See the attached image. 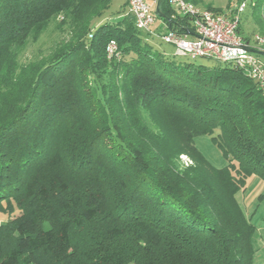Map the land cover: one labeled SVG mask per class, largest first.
<instances>
[{
  "label": "trees",
  "instance_id": "1",
  "mask_svg": "<svg viewBox=\"0 0 264 264\" xmlns=\"http://www.w3.org/2000/svg\"><path fill=\"white\" fill-rule=\"evenodd\" d=\"M243 1L264 37V0ZM111 2L0 0V264H251L234 195L264 179V92L229 63H174L128 11L103 22ZM159 12L162 34L193 32L166 0ZM58 14L69 41L19 67ZM215 131L226 169L194 146Z\"/></svg>",
  "mask_w": 264,
  "mask_h": 264
},
{
  "label": "rangeland",
  "instance_id": "2",
  "mask_svg": "<svg viewBox=\"0 0 264 264\" xmlns=\"http://www.w3.org/2000/svg\"><path fill=\"white\" fill-rule=\"evenodd\" d=\"M109 8L104 12L102 21L109 22L120 16L121 12H127V7L124 8V0H111ZM199 8L205 9L208 6L211 9H219L224 13H230L233 8L238 6V0H200ZM251 11L247 9V5L243 8L241 15V31L244 37L253 38L260 36L259 28L253 21ZM62 14L55 15L51 18L44 31L34 37L30 36L26 43L18 51L16 55L17 64L19 67L24 68L47 59L55 50L62 47L72 36L71 29H68V23L63 24ZM161 24V23H160ZM157 21L151 33L142 34L144 40L152 46L156 52L165 53L174 63H195L197 65L211 66L214 62L199 58L192 60L189 58L175 56L174 48L164 43L160 38L164 32L162 26ZM160 28V29H159ZM159 29V30H158ZM254 45L251 44V48ZM118 52V51H117ZM116 52V53H117ZM233 55V52H229ZM119 57V53H118ZM258 60L264 64V57L259 56ZM218 132L215 131L213 135H199L193 140L195 148L215 169H226L229 166V160L221 153V150L213 143L212 137H217ZM178 166L180 168L192 166L191 160L182 155L178 158ZM235 173L233 172V175ZM236 205H238L242 212L246 224L252 227V234L250 242L252 249L251 264H264V179L259 174H252L245 178L244 187L236 191L234 195ZM6 206L0 208V223L8 219L6 214ZM15 211L13 214H17Z\"/></svg>",
  "mask_w": 264,
  "mask_h": 264
},
{
  "label": "built area",
  "instance_id": "3",
  "mask_svg": "<svg viewBox=\"0 0 264 264\" xmlns=\"http://www.w3.org/2000/svg\"><path fill=\"white\" fill-rule=\"evenodd\" d=\"M129 14L134 18V26L143 33H151L156 18L153 13L157 0H125ZM168 6L178 16H188L191 19L194 36L178 35L168 32L160 35L161 40L172 46L175 56L196 59H209L213 62L231 64L253 83H257L264 92V64L251 53L245 52L241 47H251L244 43L238 35L240 15L246 2L243 1L234 9V12L214 13L199 8L184 0H166ZM252 48L262 52L264 57V37L254 36ZM108 59L118 58L117 47L114 41L106 45ZM229 52H233L230 55Z\"/></svg>",
  "mask_w": 264,
  "mask_h": 264
},
{
  "label": "water",
  "instance_id": "4",
  "mask_svg": "<svg viewBox=\"0 0 264 264\" xmlns=\"http://www.w3.org/2000/svg\"><path fill=\"white\" fill-rule=\"evenodd\" d=\"M159 3H160V0H157V3H156V6H155V12L158 16L160 17H163L162 14L159 12ZM188 35L190 36H194V34L192 32L188 33ZM245 52H248V53H251L252 55L255 54V55H260V56H263L262 55V52L256 50V49H253V48H248V47H241Z\"/></svg>",
  "mask_w": 264,
  "mask_h": 264
}]
</instances>
